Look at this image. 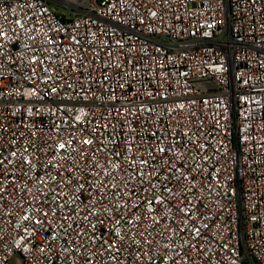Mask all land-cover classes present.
I'll return each instance as SVG.
<instances>
[{"label":"built area","instance_id":"1","mask_svg":"<svg viewBox=\"0 0 264 264\" xmlns=\"http://www.w3.org/2000/svg\"><path fill=\"white\" fill-rule=\"evenodd\" d=\"M0 264H264V0H0Z\"/></svg>","mask_w":264,"mask_h":264}]
</instances>
